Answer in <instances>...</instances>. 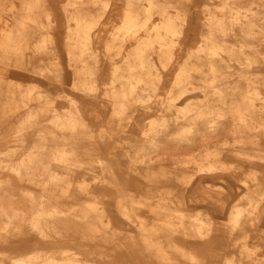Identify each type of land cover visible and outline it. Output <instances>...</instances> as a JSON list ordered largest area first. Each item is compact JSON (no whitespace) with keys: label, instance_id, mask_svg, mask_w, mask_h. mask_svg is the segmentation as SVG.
<instances>
[{"label":"bare ground","instance_id":"bare-ground-1","mask_svg":"<svg viewBox=\"0 0 264 264\" xmlns=\"http://www.w3.org/2000/svg\"><path fill=\"white\" fill-rule=\"evenodd\" d=\"M60 49L76 96L42 86ZM21 108L0 264H264V0H0V124Z\"/></svg>","mask_w":264,"mask_h":264},{"label":"rangeland","instance_id":"rangeland-1","mask_svg":"<svg viewBox=\"0 0 264 264\" xmlns=\"http://www.w3.org/2000/svg\"><path fill=\"white\" fill-rule=\"evenodd\" d=\"M16 1V0H15ZM91 9H93L91 7ZM109 19V18H108ZM11 21V20H9ZM109 26H113V24H115L116 22H118V17L117 16H113V18L111 19V21H107ZM63 29V28H61ZM63 36L62 33L59 35V37ZM122 60V56H118L115 58V61L120 62ZM177 60H181V59H177ZM35 61L33 59L30 58V55L27 54V56L25 57V63H26V67L30 68L31 67V63H34ZM59 63L60 65L63 67L62 71L64 73V77L63 80L66 83H63L61 85H56L55 83H45L42 84V86H44L51 94H58L60 92H65L70 96H76L77 93L75 91H73L70 88V74H69V67L67 66V61H66V56L65 53L63 52L62 49H60L59 51ZM176 62H173L172 64L174 65L170 67L169 73H168V79H167V84L166 87L169 85V82L171 80V77L173 75V73L176 70ZM35 64V63H34ZM7 79H10V82H18L20 83L21 86H26L28 84H32V83H39V78L35 75L32 74L26 70L21 71L20 73H13L11 74ZM105 74H104V78L102 77V81H105ZM41 84V83H40ZM55 104L59 107H68L69 103L66 99L63 98H58L55 102ZM26 108H21L19 109V111L12 115V116H8V118H5L6 120H3L0 124V127H11L12 124H14V122L21 117V115L25 112ZM158 111L156 110V108L150 110V111H144L142 113V117L140 119H144V122L147 121L149 118H154L158 116ZM135 117H137V115H135ZM90 124L93 127H108L109 125L106 123V121L104 119H100V120H94V119H89ZM117 127V126H115ZM126 127H133L130 126L129 123L126 124ZM8 130V129H7ZM6 130V131H7ZM126 138L128 140L132 139L134 141L135 136L130 133L129 131L126 132ZM31 142L28 139L26 142L22 143V144H15L13 142H11L9 144V148H15L16 150V155L18 156L19 154H21L25 149H27L30 146ZM131 144V143H130ZM4 147V146H3Z\"/></svg>","mask_w":264,"mask_h":264}]
</instances>
